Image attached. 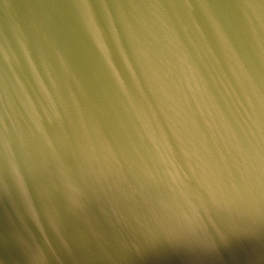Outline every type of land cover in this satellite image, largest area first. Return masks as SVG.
<instances>
[{
    "label": "water",
    "instance_id": "1",
    "mask_svg": "<svg viewBox=\"0 0 264 264\" xmlns=\"http://www.w3.org/2000/svg\"><path fill=\"white\" fill-rule=\"evenodd\" d=\"M0 264H264V0H0Z\"/></svg>",
    "mask_w": 264,
    "mask_h": 264
}]
</instances>
